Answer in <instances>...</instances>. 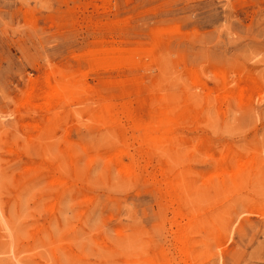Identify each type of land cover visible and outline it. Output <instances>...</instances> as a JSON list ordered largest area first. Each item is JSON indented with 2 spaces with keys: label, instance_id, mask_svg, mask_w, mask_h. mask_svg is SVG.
<instances>
[{
  "label": "rangeland",
  "instance_id": "rangeland-1",
  "mask_svg": "<svg viewBox=\"0 0 264 264\" xmlns=\"http://www.w3.org/2000/svg\"><path fill=\"white\" fill-rule=\"evenodd\" d=\"M0 264H264V0H0Z\"/></svg>",
  "mask_w": 264,
  "mask_h": 264
}]
</instances>
